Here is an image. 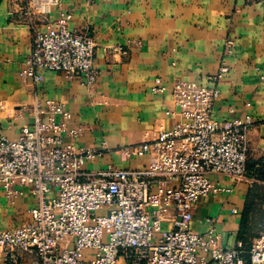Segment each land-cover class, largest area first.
I'll list each match as a JSON object with an SVG mask.
<instances>
[{
	"label": "built area",
	"instance_id": "obj_1",
	"mask_svg": "<svg viewBox=\"0 0 264 264\" xmlns=\"http://www.w3.org/2000/svg\"><path fill=\"white\" fill-rule=\"evenodd\" d=\"M21 1L22 19L32 33L18 76L35 85L43 72H55L93 86L94 38L71 30L66 12L49 21L50 8L61 0ZM233 48L227 40L226 53ZM113 51L125 53L120 47ZM227 73L222 64L208 78L210 86L174 82L170 96L183 122L127 148V155L149 158L136 170L107 165L86 171L87 162L103 156V145L64 142L63 134L75 138L82 128H69L71 114L63 104L36 100L29 110L32 124L16 140L0 137V185L9 197L28 188L36 200L27 222L0 230V250L30 254L36 264H244L241 242L221 248L213 226L204 233L189 229L197 202L225 191L210 175L247 179L251 118H212L217 86ZM165 91L158 81L151 88L153 95ZM247 255L250 264H264V232L251 241Z\"/></svg>",
	"mask_w": 264,
	"mask_h": 264
},
{
	"label": "crops",
	"instance_id": "obj_2",
	"mask_svg": "<svg viewBox=\"0 0 264 264\" xmlns=\"http://www.w3.org/2000/svg\"><path fill=\"white\" fill-rule=\"evenodd\" d=\"M21 2L0 0V137L16 140L32 124L34 102L53 100L71 114L70 129L82 128L75 138L63 134L64 142L105 149L101 158L85 164L86 171L107 165L142 169L149 158L127 155V148L183 122L170 96L174 82L210 86L208 78L224 64L228 73L217 86L220 98L212 118L250 117L248 163L264 157V0H61L50 8L49 21L66 12L69 28L88 32L96 42L98 75L90 88L55 72H43V81L35 85L18 76L31 51L32 33L22 19ZM227 40L234 42L231 54L225 51ZM115 47L125 53L114 52ZM157 81L167 91L153 95ZM209 179L225 191L197 202L189 229L204 233L213 226L221 248L241 242L243 262L250 264L247 251L253 238L246 209L252 183L258 182L252 170L241 182L222 175ZM21 191L9 197L0 185V230L29 220L36 200L28 188ZM162 228L168 230L169 224ZM0 264L36 262L30 254L0 250Z\"/></svg>",
	"mask_w": 264,
	"mask_h": 264
},
{
	"label": "rangeland",
	"instance_id": "obj_3",
	"mask_svg": "<svg viewBox=\"0 0 264 264\" xmlns=\"http://www.w3.org/2000/svg\"><path fill=\"white\" fill-rule=\"evenodd\" d=\"M250 200L252 205L249 218V233L254 239L264 232V183H252ZM96 214H100V212H96Z\"/></svg>",
	"mask_w": 264,
	"mask_h": 264
},
{
	"label": "trees",
	"instance_id": "obj_4",
	"mask_svg": "<svg viewBox=\"0 0 264 264\" xmlns=\"http://www.w3.org/2000/svg\"><path fill=\"white\" fill-rule=\"evenodd\" d=\"M252 170V177L257 181V182H263L264 183V157L257 162L256 164H247V172L249 174V171ZM251 200L249 196V204H247V212H251ZM245 225H243L244 229Z\"/></svg>",
	"mask_w": 264,
	"mask_h": 264
}]
</instances>
